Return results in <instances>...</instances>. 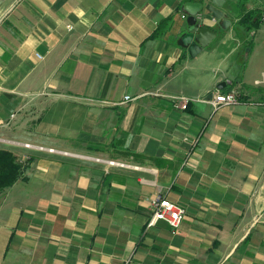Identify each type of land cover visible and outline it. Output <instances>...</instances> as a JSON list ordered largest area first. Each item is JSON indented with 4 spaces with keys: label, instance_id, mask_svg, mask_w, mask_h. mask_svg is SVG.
<instances>
[{
    "label": "crops",
    "instance_id": "0c3cea01",
    "mask_svg": "<svg viewBox=\"0 0 264 264\" xmlns=\"http://www.w3.org/2000/svg\"><path fill=\"white\" fill-rule=\"evenodd\" d=\"M197 1L0 0V150L23 161L0 264H264V17L237 25L264 0H226V29L202 10L217 36L190 57ZM158 193L185 210L174 234L147 226Z\"/></svg>",
    "mask_w": 264,
    "mask_h": 264
},
{
    "label": "built area",
    "instance_id": "2783aa9c",
    "mask_svg": "<svg viewBox=\"0 0 264 264\" xmlns=\"http://www.w3.org/2000/svg\"><path fill=\"white\" fill-rule=\"evenodd\" d=\"M261 83H264V74L261 77V81L255 82L256 85ZM243 94L244 93L241 89L235 88L226 93H218L214 95L209 100V102L215 107V109H217L221 106L238 104ZM127 99H129V97H126V100ZM171 99L174 102L179 103L181 109H186V105L190 101L188 98H185L183 96H179V97L171 96ZM13 117L14 115L11 116V118ZM22 146L27 149H36L39 151H46L49 153L57 152L53 148H47L38 145L35 146L29 143L22 144ZM96 160L101 162H106L111 165L115 164L112 161H103L101 159H96ZM20 163L23 164V161H20ZM150 204H151V213L147 226L152 227L156 225V223L158 222H164L165 224L168 225V227L171 229L173 234L176 233L185 218V210L183 209V207L170 201L161 193H158L155 196H153L150 201Z\"/></svg>",
    "mask_w": 264,
    "mask_h": 264
},
{
    "label": "water",
    "instance_id": "95a60500",
    "mask_svg": "<svg viewBox=\"0 0 264 264\" xmlns=\"http://www.w3.org/2000/svg\"><path fill=\"white\" fill-rule=\"evenodd\" d=\"M204 1H207L204 4ZM226 0H199L197 2H185L182 11L189 20L187 32L181 35L180 42L187 49L190 57H195L203 48L208 46L217 36L215 30L208 26H200L198 16L204 10L213 20L219 22V26L226 29L230 25L227 15L221 10ZM224 85V83H222ZM211 97V95H209Z\"/></svg>",
    "mask_w": 264,
    "mask_h": 264
},
{
    "label": "trees",
    "instance_id": "16d2710c",
    "mask_svg": "<svg viewBox=\"0 0 264 264\" xmlns=\"http://www.w3.org/2000/svg\"><path fill=\"white\" fill-rule=\"evenodd\" d=\"M238 11L241 12L237 25L242 27L245 32L255 31L261 24L264 15L259 9L246 11L242 14V4H238ZM169 26V19L161 21L151 37L160 36ZM23 171V165L19 162L16 155L6 150H0V194L17 182Z\"/></svg>",
    "mask_w": 264,
    "mask_h": 264
},
{
    "label": "rangeland",
    "instance_id": "374dc122",
    "mask_svg": "<svg viewBox=\"0 0 264 264\" xmlns=\"http://www.w3.org/2000/svg\"><path fill=\"white\" fill-rule=\"evenodd\" d=\"M243 2V1H242ZM242 2H240L239 4H241ZM260 30V31H259ZM259 33H258V35H257V38H264V22L262 23V25L260 26V28H259ZM251 39L249 38L248 39V43H249V41H250ZM246 49H248V47L246 48ZM245 49V50H246ZM249 65H251V61L249 62Z\"/></svg>",
    "mask_w": 264,
    "mask_h": 264
}]
</instances>
